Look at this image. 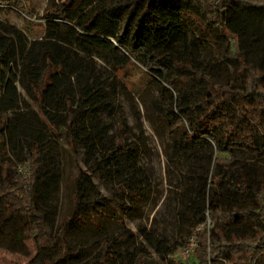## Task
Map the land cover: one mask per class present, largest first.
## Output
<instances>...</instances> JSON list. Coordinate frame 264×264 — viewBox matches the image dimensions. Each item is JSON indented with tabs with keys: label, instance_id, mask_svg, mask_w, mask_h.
<instances>
[{
	"label": "trees",
	"instance_id": "1",
	"mask_svg": "<svg viewBox=\"0 0 264 264\" xmlns=\"http://www.w3.org/2000/svg\"><path fill=\"white\" fill-rule=\"evenodd\" d=\"M10 7L42 33L29 40L0 19V234L9 226L15 241H32L36 255L25 264L71 260L73 219L125 229L124 206L108 202L113 189L89 199L94 185L81 168L73 214L56 226L47 202L61 177L57 138L82 152L86 169L114 174L116 190L141 197L132 149L107 139L103 115L113 113L115 92L95 59L112 68V80L128 64L150 71L170 98L165 121L174 150L195 164L206 156V166L185 172L179 195L187 261L147 239L158 257L264 264V21L252 11L264 10V0H49L41 16L24 10L23 0H0V10ZM132 235L104 240L96 264H112L113 245Z\"/></svg>",
	"mask_w": 264,
	"mask_h": 264
},
{
	"label": "rangeland",
	"instance_id": "2",
	"mask_svg": "<svg viewBox=\"0 0 264 264\" xmlns=\"http://www.w3.org/2000/svg\"><path fill=\"white\" fill-rule=\"evenodd\" d=\"M23 5L24 10L41 16L46 12L49 0H23ZM252 11L260 21H264V10ZM0 19L23 29L29 40L42 37L38 27L31 26L30 30L26 28L21 11L15 7H10L8 11L0 10ZM94 62L103 75L110 78L111 88L115 92L112 99L113 113L103 115L104 122L110 127L107 139L132 149L137 166L141 169V197L134 201L130 199L128 191L116 190L117 178L114 174L112 178L100 171L93 172L95 167L86 169L82 163V152L79 150L78 154H74L67 143L57 138L61 177L58 191L47 202V208L54 214L56 226L73 214L74 179L79 168L85 170L94 185L89 190V199L108 196L113 189V196L108 199L110 206H124V230L108 219L96 220L94 223L73 219L71 230L66 235L73 257L65 264H96L102 242L121 231L133 235L113 245L111 251L115 259L112 264H168L167 260L158 257L147 239L160 249L171 251L168 257L187 261V256L183 255V249L179 247V235L183 230L178 220L179 195L183 189L185 172H196L206 166V156L202 163L195 164L174 150L173 136L165 121L170 98L150 71L137 63L128 64L117 73L118 79L112 80V68L98 59ZM216 74V77L224 76L223 71L216 70ZM16 86L31 104L20 85ZM238 157L242 155L238 154ZM18 172L26 182L28 172L23 164H19ZM35 255L32 241L17 242L14 240L13 228L2 227L0 264H25Z\"/></svg>",
	"mask_w": 264,
	"mask_h": 264
},
{
	"label": "built area",
	"instance_id": "3",
	"mask_svg": "<svg viewBox=\"0 0 264 264\" xmlns=\"http://www.w3.org/2000/svg\"><path fill=\"white\" fill-rule=\"evenodd\" d=\"M183 255H185V256H188V253H189V249H183Z\"/></svg>",
	"mask_w": 264,
	"mask_h": 264
}]
</instances>
